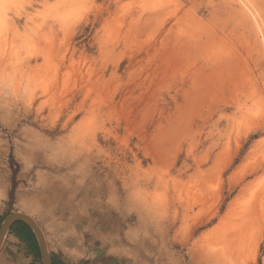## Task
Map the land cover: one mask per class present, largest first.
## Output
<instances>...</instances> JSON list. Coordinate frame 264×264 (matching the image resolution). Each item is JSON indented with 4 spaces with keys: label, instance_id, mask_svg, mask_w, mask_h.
Listing matches in <instances>:
<instances>
[{
    "label": "rangeland",
    "instance_id": "rangeland-1",
    "mask_svg": "<svg viewBox=\"0 0 264 264\" xmlns=\"http://www.w3.org/2000/svg\"><path fill=\"white\" fill-rule=\"evenodd\" d=\"M0 212L264 264V0H0Z\"/></svg>",
    "mask_w": 264,
    "mask_h": 264
},
{
    "label": "crops",
    "instance_id": "crops-1",
    "mask_svg": "<svg viewBox=\"0 0 264 264\" xmlns=\"http://www.w3.org/2000/svg\"><path fill=\"white\" fill-rule=\"evenodd\" d=\"M6 215L0 212V224ZM19 222L21 221L16 222L4 236L0 245V264H41L40 258L35 252V236L22 234L26 232V224ZM68 224L69 234L64 240H61V243L55 238L51 237L50 239L53 246H51V250L48 248V253L53 264L145 263L141 251L135 255L110 253L107 244L101 242L103 240L100 239V232L94 231L95 228L90 227L88 223H81L78 220L73 222L72 218H69ZM13 227L19 233L13 231ZM48 240L49 238H45L46 248Z\"/></svg>",
    "mask_w": 264,
    "mask_h": 264
},
{
    "label": "water",
    "instance_id": "water-1",
    "mask_svg": "<svg viewBox=\"0 0 264 264\" xmlns=\"http://www.w3.org/2000/svg\"><path fill=\"white\" fill-rule=\"evenodd\" d=\"M18 221L24 222L33 232L40 251L43 264H53L46 248L44 236L37 223L27 214L15 212L7 214L0 224V245L7 231Z\"/></svg>",
    "mask_w": 264,
    "mask_h": 264
},
{
    "label": "bare ground",
    "instance_id": "bare-ground-1",
    "mask_svg": "<svg viewBox=\"0 0 264 264\" xmlns=\"http://www.w3.org/2000/svg\"><path fill=\"white\" fill-rule=\"evenodd\" d=\"M9 69H10V68H9ZM233 224H234V223H233ZM241 227H243V226L241 225ZM241 227H240V228H241ZM251 227H252V225H251ZM234 228H235V227H234ZM237 228H238V226H237ZM255 228H256V227H255ZM256 229L258 230V228H256ZM256 229H255V230H256ZM259 229H261V228H259ZM237 230H238V229H237ZM239 230H240V229H239ZM249 230H250V229H249ZM258 231H259V230H258ZM242 232H243V231H242ZM256 232H257V231H256ZM235 233H236V232H235ZM231 234H232V233H231ZM240 234L243 235L242 233H240ZM240 234H239V235H240ZM234 235H235V234H234ZM234 235H233V236H234ZM239 235H238V236H239ZM238 236H237V237H238ZM256 236H257V235H256ZM229 237L231 238V235H230ZM229 237H228V239H229ZM235 237H236V236H235ZM235 237H234V238H235ZM239 238H240V236H239ZM241 238H242V237H241ZM235 239H236V238H235ZM254 239H255V237H254ZM254 239H250V240L255 241V243H254V249L256 250V249H257V246H258V244H259V242H260L261 239H262V233L259 231V232H258V237H257L255 240H254ZM229 240H230V239H229ZM231 241H232V240H231ZM239 241H240V240H238V242H239ZM253 241H252V242H253ZM234 242H236V241H233V243H234ZM252 246H253V245H252ZM238 250H239V249H238ZM255 250H254V251H255ZM225 255H226V254H225ZM228 256H229V255H228ZM222 259H223V258H222ZM226 260H227V259H226ZM233 261H235V260H232L231 262L233 263ZM234 264H235V263H234Z\"/></svg>",
    "mask_w": 264,
    "mask_h": 264
},
{
    "label": "trees",
    "instance_id": "trees-1",
    "mask_svg": "<svg viewBox=\"0 0 264 264\" xmlns=\"http://www.w3.org/2000/svg\"><path fill=\"white\" fill-rule=\"evenodd\" d=\"M19 223L22 224V222H19ZM25 226H26L25 227L26 232H24L22 234H26V235H30V236L34 237L33 232L31 231V229L27 225H25ZM12 230L15 231V232H17V233H19L14 227L12 228Z\"/></svg>",
    "mask_w": 264,
    "mask_h": 264
}]
</instances>
